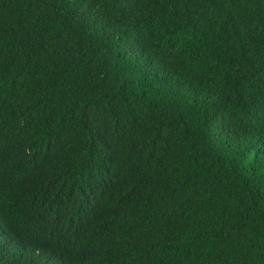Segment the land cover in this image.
<instances>
[{
	"label": "trees",
	"instance_id": "trees-1",
	"mask_svg": "<svg viewBox=\"0 0 264 264\" xmlns=\"http://www.w3.org/2000/svg\"><path fill=\"white\" fill-rule=\"evenodd\" d=\"M0 264H264V0H0Z\"/></svg>",
	"mask_w": 264,
	"mask_h": 264
}]
</instances>
